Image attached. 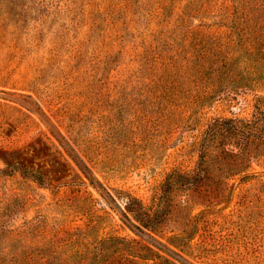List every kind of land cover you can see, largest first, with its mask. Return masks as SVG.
Returning a JSON list of instances; mask_svg holds the SVG:
<instances>
[{
  "label": "rangeland",
  "instance_id": "374dc122",
  "mask_svg": "<svg viewBox=\"0 0 264 264\" xmlns=\"http://www.w3.org/2000/svg\"><path fill=\"white\" fill-rule=\"evenodd\" d=\"M255 115L264 0H0V264H264Z\"/></svg>",
  "mask_w": 264,
  "mask_h": 264
},
{
  "label": "trees",
  "instance_id": "16d2710c",
  "mask_svg": "<svg viewBox=\"0 0 264 264\" xmlns=\"http://www.w3.org/2000/svg\"><path fill=\"white\" fill-rule=\"evenodd\" d=\"M263 137L264 127L260 125L259 115H255L249 120L237 118L220 119L212 122L209 128L206 129L200 145L206 148L207 143L216 140V151L213 159L217 163L224 161L232 163L240 156L242 161L254 156L252 151L247 150L246 147ZM225 140H228L227 144L229 145H225ZM137 205V201H130V204H127V209L136 210L138 208ZM146 225H149L148 221Z\"/></svg>",
  "mask_w": 264,
  "mask_h": 264
}]
</instances>
